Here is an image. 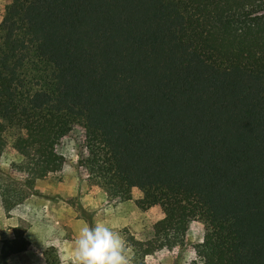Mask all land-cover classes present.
Masks as SVG:
<instances>
[{
    "label": "trees",
    "instance_id": "trees-1",
    "mask_svg": "<svg viewBox=\"0 0 264 264\" xmlns=\"http://www.w3.org/2000/svg\"><path fill=\"white\" fill-rule=\"evenodd\" d=\"M74 126L92 184L160 208L157 244L129 238L140 257L198 220L201 264H264V0H9L0 156L18 158L0 171L6 210L61 170L56 146ZM8 254L3 241L0 264Z\"/></svg>",
    "mask_w": 264,
    "mask_h": 264
},
{
    "label": "rangeland",
    "instance_id": "rangeland-1",
    "mask_svg": "<svg viewBox=\"0 0 264 264\" xmlns=\"http://www.w3.org/2000/svg\"><path fill=\"white\" fill-rule=\"evenodd\" d=\"M8 1L9 0H0V18L3 12V6ZM84 145V131L79 126H74L66 135L62 136L56 146L58 152L64 156V163L61 170L48 174L44 179L35 180L32 184L33 193L31 195L43 198L45 201L50 200L54 196L60 197L61 201H65L69 204L70 208L74 211L73 214H75L76 217L83 218L88 226L91 225V216L92 213H94L91 206L96 203L99 204V208L102 209L117 204L123 208L131 209L130 213L133 212L134 214H131L136 219L131 220L130 229L133 230L134 227L138 228L141 226L142 230L133 235L127 227H122L124 235L122 238L127 243L129 249L128 254L131 257L130 264H185L186 254L195 253L196 255L195 246L201 241L204 229L200 221L192 220L189 222L185 235L179 243L162 245L161 248H157L145 254L143 257H140V249L136 248V245L132 244L129 238L133 237L134 240L142 243L143 246L157 244L159 238L155 235L154 224L159 220V216L162 217L161 210L158 206L155 209H146L141 198L138 197V194H141V192L134 187L130 188L125 194L109 196L100 186L92 184L88 180L85 170L78 164L80 157L86 154ZM17 158L16 153L10 148H7L0 156V171H6L9 162L16 161ZM17 176L19 175L16 174V178ZM80 182L85 184V186L78 185ZM91 186H95L96 188H92ZM65 189H69L71 195L65 194ZM91 189L96 191L92 192ZM81 190L86 192L81 194ZM90 192H92L90 198H93V200H90V198H82L85 194ZM80 195H82V197H80ZM94 198H96L95 201ZM26 208L29 210L26 212L27 218L31 222L44 213L46 206L43 203H39L32 204L30 207ZM15 213H20L19 207L14 206L6 210L0 198V248L4 241L9 252L6 257V264L8 258H14L16 254L23 253V250L26 249L28 245V240H35L34 231L32 232L30 230V226L25 223L26 221L21 222L19 220V224L16 227H11V222L16 216H14ZM63 215L65 216V212H63ZM138 216L141 218L140 225L138 223ZM78 228H80V226L75 225V229ZM65 229L69 231L68 225L66 224ZM23 232H26L28 239L23 236ZM65 235L67 238H71L70 232L65 233ZM54 251V248L50 246L42 249L46 264L56 258Z\"/></svg>",
    "mask_w": 264,
    "mask_h": 264
},
{
    "label": "crops",
    "instance_id": "crops-1",
    "mask_svg": "<svg viewBox=\"0 0 264 264\" xmlns=\"http://www.w3.org/2000/svg\"><path fill=\"white\" fill-rule=\"evenodd\" d=\"M78 185L85 186L82 182ZM91 187L96 188L95 186ZM91 191L95 192L96 190L91 189ZM80 192L82 194L86 191L81 190ZM92 192L85 194L84 197L80 195V197L84 199L90 198ZM65 194L71 195L69 189H65ZM141 196V194H138V197L141 198ZM42 199L43 198L30 194L23 202L16 205L19 207L20 213L14 214V216H16H13L14 218L11 222V227H16L19 224V220L21 222L26 221L25 223L30 226V230L32 232L34 231L35 240H28V245L26 249L23 250V253L16 254L14 258H8L7 264H46L42 249L49 246L53 247L55 250L56 261L54 264H73L74 238L78 235L79 229L86 223L83 218L76 217L69 204L65 201H61L60 197L54 196L47 201ZM90 200H93V198H90ZM95 200L96 198H94V201ZM39 203H43L46 206L44 213L30 222L27 218L28 216L26 215V212L29 210L26 207ZM156 207L157 206H149L146 207V209H155ZM91 209L94 213H92L91 216L92 222L90 226L96 223H105L113 230L119 232L122 237L124 236L122 227H127L133 235L134 233H139L140 230H142L141 226L138 228L134 227L133 230L130 229L129 226L131 224V220L136 218L132 216L131 213L133 212L130 213L131 209L123 208L119 204L115 206L111 205L108 208L102 209L99 208V204L96 203L91 206ZM63 212H65V216L63 215ZM139 217L140 216H138V223L140 225L141 218ZM160 218L161 216H159L158 219ZM65 224L68 225L69 231L65 229ZM75 225H79L80 228L75 229ZM69 232L71 238H67L65 235V233ZM22 234L28 239L26 232H23Z\"/></svg>",
    "mask_w": 264,
    "mask_h": 264
},
{
    "label": "clouds",
    "instance_id": "clouds-1",
    "mask_svg": "<svg viewBox=\"0 0 264 264\" xmlns=\"http://www.w3.org/2000/svg\"><path fill=\"white\" fill-rule=\"evenodd\" d=\"M121 234L105 223L85 224L74 238L73 264H130L131 257ZM201 262L195 253L185 255V264Z\"/></svg>",
    "mask_w": 264,
    "mask_h": 264
}]
</instances>
